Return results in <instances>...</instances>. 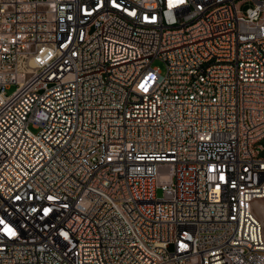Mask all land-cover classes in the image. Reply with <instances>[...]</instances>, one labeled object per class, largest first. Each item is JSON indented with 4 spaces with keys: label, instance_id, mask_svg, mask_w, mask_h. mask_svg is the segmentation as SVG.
<instances>
[{
    "label": "built area",
    "instance_id": "obj_1",
    "mask_svg": "<svg viewBox=\"0 0 264 264\" xmlns=\"http://www.w3.org/2000/svg\"><path fill=\"white\" fill-rule=\"evenodd\" d=\"M262 138L264 0H0V264H264Z\"/></svg>",
    "mask_w": 264,
    "mask_h": 264
},
{
    "label": "rangeland",
    "instance_id": "obj_2",
    "mask_svg": "<svg viewBox=\"0 0 264 264\" xmlns=\"http://www.w3.org/2000/svg\"><path fill=\"white\" fill-rule=\"evenodd\" d=\"M152 66H154V67H158V69H159L162 73H163L164 70H165L164 63H163L162 61H160V60H157V59H155V60L152 62ZM14 90H15V85H14V84H11V85H9V87H7V88L5 89V92H6V94H10V93H12ZM259 144L262 146V149L259 150V155H260L261 157H264V138H262V139L259 141ZM157 195H158V196L161 195V191H160V189L157 190ZM263 220H264V217H263Z\"/></svg>",
    "mask_w": 264,
    "mask_h": 264
},
{
    "label": "bare ground",
    "instance_id": "obj_3",
    "mask_svg": "<svg viewBox=\"0 0 264 264\" xmlns=\"http://www.w3.org/2000/svg\"><path fill=\"white\" fill-rule=\"evenodd\" d=\"M257 213H258V216H259V218L262 220L263 225H264V220H263V217H264V209L262 208L261 205H259V206L257 207Z\"/></svg>",
    "mask_w": 264,
    "mask_h": 264
}]
</instances>
